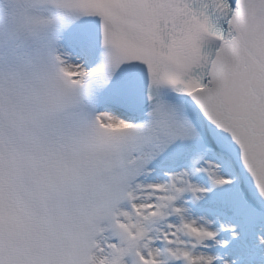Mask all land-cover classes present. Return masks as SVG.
<instances>
[{"label":"snow or ice","instance_id":"snow-or-ice-1","mask_svg":"<svg viewBox=\"0 0 264 264\" xmlns=\"http://www.w3.org/2000/svg\"><path fill=\"white\" fill-rule=\"evenodd\" d=\"M0 264H264V0H0Z\"/></svg>","mask_w":264,"mask_h":264}]
</instances>
